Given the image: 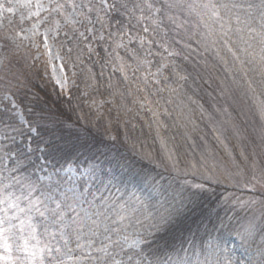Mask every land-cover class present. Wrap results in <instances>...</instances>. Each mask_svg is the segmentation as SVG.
<instances>
[{"label":"snow or ice","instance_id":"obj_1","mask_svg":"<svg viewBox=\"0 0 264 264\" xmlns=\"http://www.w3.org/2000/svg\"><path fill=\"white\" fill-rule=\"evenodd\" d=\"M209 66L218 73L219 96L236 103L233 91L243 89L264 124V0H0V264H234L230 224L220 221L227 236L202 237L179 225L213 185L264 189V127L250 152L238 129L235 151L217 133L223 155L207 146L198 155L181 152L179 133L162 135L172 120L195 148L187 129L196 132L197 110L201 119L207 110L186 86L193 92L210 86L212 77L201 72ZM78 71L83 97L110 90V99L88 103L95 120L105 104L116 109L107 125L115 123L116 134L106 138L117 142L123 129L124 142L160 169L153 191L134 175L118 176L96 155L79 171L73 157L83 145L58 135L43 107L36 112L41 92L45 105L53 95L70 103ZM137 117L155 131L158 150L129 135ZM165 173L183 179L160 184L156 177ZM234 202L246 264H264V192Z\"/></svg>","mask_w":264,"mask_h":264},{"label":"trees","instance_id":"obj_2","mask_svg":"<svg viewBox=\"0 0 264 264\" xmlns=\"http://www.w3.org/2000/svg\"><path fill=\"white\" fill-rule=\"evenodd\" d=\"M201 72L206 77H212L210 86L205 85L195 92L186 86V92L191 93L189 95L194 96L193 98H196L199 103H205L204 106H206L208 100L220 99L216 91L218 87L216 84L218 81L215 79L218 73L214 71L211 66L207 69L201 68ZM70 93L73 97L70 103L66 102V99L57 101L56 96L53 95L45 105L43 100L46 98L44 97V93L41 92V103L36 107V112H39V108L43 107L45 109L43 114L51 117L52 121L56 122L59 129L58 135L63 136L64 140L69 143L77 144L78 146L83 145L80 149V153L75 154L73 157L76 163L81 165L79 171H82L84 167L88 166L86 157L96 155L103 161L105 167L113 168L118 176L134 175L140 181L141 187L145 191H153L152 178L156 176V173L159 172L160 169L154 170L153 166L149 164L146 159H141L138 151L134 152L130 144L124 142L122 133H120L117 142L113 143L108 140L106 137L109 132L105 122L100 121L94 124L85 118L81 120L80 117L83 116L84 113L80 104L75 100L77 89L71 90ZM209 93L211 95H209ZM204 94L207 95L206 99H204ZM29 119H35V115L29 116ZM65 124L70 125V127H65ZM45 135H47V133H45ZM101 141L103 142L101 143ZM156 178L159 180L160 184L171 183L173 186L179 184L180 180L183 179V177L176 178L174 175L169 176L167 173L164 174L163 180H160L159 177ZM224 185L225 184L213 185L209 192L204 193L201 196L199 208L196 210L195 214L189 213L188 216L181 221L179 227L185 230L186 234L187 229H191L198 237L205 236L207 231H211L214 236H219L220 232L224 231L227 236V230L223 229L220 223V221L223 220L225 224H230L232 226V236L230 239H233L234 243L228 244V247H233L238 245V237L235 235L237 221L233 218L236 216L237 212H239V209L236 207V204L234 205L229 202L228 196L232 191ZM243 214L242 212L240 213L241 216Z\"/></svg>","mask_w":264,"mask_h":264},{"label":"rangeland","instance_id":"obj_3","mask_svg":"<svg viewBox=\"0 0 264 264\" xmlns=\"http://www.w3.org/2000/svg\"><path fill=\"white\" fill-rule=\"evenodd\" d=\"M13 19L18 23V16L13 17ZM23 26L30 27V22L25 21ZM95 71H99V69L97 68L95 69ZM216 86H218V83L216 84ZM73 89L75 90L77 89V96L75 100L80 104V107L82 108L84 113L83 116L86 120H89L94 124H97L100 121H102L105 122L106 126L108 125L109 120H112L113 122L115 121L116 109L112 108L111 104H105L103 106V109H101V111L103 112V116L100 120H95L96 110L94 108L90 109L88 107V103L93 97L96 98L98 102L100 100L110 99L109 89L100 88L98 92L89 91V96L83 97L81 93L85 90L84 74L80 73L79 71L76 78V86H73L70 89V91ZM242 93H243V89H235L233 91V97L235 98L236 103H233L232 100L227 99L226 97L225 98L220 97V99L208 100L207 105L204 106V108L207 110L204 119H201L199 111L197 110V114L195 116V123L198 127L196 132H191V125H189L187 129L189 133L193 136V138L196 140V146L194 149L190 144H188L187 141L181 140V136L183 135L184 130L180 129L179 127L173 128L172 120L166 121V123H168L169 125V128L167 131H162V135L168 136V135H176L177 133H179L180 135L177 136L176 142L183 144V147L179 149L181 152H183L185 148H187L188 151L198 155L207 146L208 148L213 149L215 152L219 153L220 155H223V147L215 139V136L217 135V133H221L222 138L226 141L228 147L235 151L236 149H238L241 143L240 141L237 140V137L234 134V132L238 129L240 133L244 137H246V139H244L242 143L247 146V151L250 152L252 144L261 143V141L258 139V136L260 133V129L264 127V124H262L261 120L259 119V115L257 113L256 106L253 100L249 99L247 96L242 95ZM187 94L189 95L191 93L188 92ZM206 97L207 95L204 94V99H206ZM181 99H184L185 103H190L187 101L186 96H182ZM193 99L196 100V98ZM261 99H264V97H261ZM120 102H121L120 97L119 96L115 97V104L119 105ZM125 103L129 107H132L130 97L126 99ZM213 105H215L216 108H219L220 111H216L213 108ZM169 107L171 108L172 106ZM190 107L195 109L196 105H190ZM224 107L228 108L227 112L223 111ZM109 108H112L111 113L108 112ZM131 115L132 113H129V116ZM141 115H143L145 119H148L147 113H142ZM174 118H175V114H174ZM121 119L123 120L125 119V117L122 115ZM134 122L138 125V127L134 131L129 129V135L133 138V140L139 138V140L147 142L149 150L152 149L158 150L159 145L153 142V138L155 137V131L150 130L148 127H145L144 121L141 120L139 117H137ZM214 128L217 130V132L213 131ZM114 129H115V123H113V129H109L107 127L108 132L111 131L112 134H116ZM123 132L124 130L121 129L120 133L123 134ZM201 136L204 137L203 141L200 140ZM257 152L258 153L260 152L259 148H257ZM259 158L261 160V163L264 164V156H260ZM237 161L238 163L241 164L242 167H244L243 161L239 159L238 152H237ZM246 171H247V176L245 178L247 179V177L251 175V171L247 169ZM77 174L78 172L76 171L66 172V175H77ZM224 186L231 189L232 192L228 196V200L230 203L234 205H235L234 198L247 199L251 195L259 196L262 192H264V189H262L259 185L256 186L257 187L256 193H252L251 191L245 188H233L228 186L227 184H225ZM237 242H238L237 246L228 247L232 250L230 254L232 256L233 262L234 264H246L247 244L242 243L239 240V238Z\"/></svg>","mask_w":264,"mask_h":264}]
</instances>
